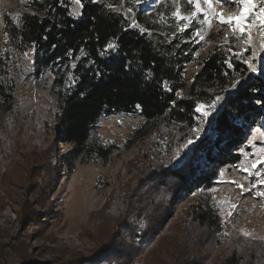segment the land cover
Masks as SVG:
<instances>
[{"label":"rangeland","instance_id":"1","mask_svg":"<svg viewBox=\"0 0 264 264\" xmlns=\"http://www.w3.org/2000/svg\"><path fill=\"white\" fill-rule=\"evenodd\" d=\"M25 1L0 0V80L13 90L14 98L11 112L0 116V264H222L233 252L240 264H248L250 258L254 264H264V239H260L264 197L256 196L264 191L260 184L264 112L260 119L245 123L246 130L231 148L240 162L216 169L217 179L208 188L190 191L188 186L213 167L194 151L198 145L210 144L209 158L217 154L211 144L216 138L212 127L221 101L214 109H204L209 111L206 117L197 112L196 131L181 133L158 126L133 140L134 131L143 130L141 119L102 117L96 133L117 147L111 158L105 164L96 159L75 162L70 170L64 164L70 148L60 140L50 83L45 73L33 75L30 51L17 52L6 42L5 19L24 11ZM76 8L70 2L69 14ZM215 8L214 17L216 13L226 19L237 15L231 0H221ZM117 9L110 10L120 12ZM123 15L130 25L136 22L127 11ZM206 25L200 54L215 44L213 39L236 38L230 27L215 18ZM252 35L259 48V33L254 30ZM240 47H246L242 40ZM243 54L255 71L246 64L249 74L237 86L252 75L264 77V52L254 58L250 49ZM198 68L190 65L188 75ZM253 162L255 169H251ZM186 167L194 170V177L186 182L167 178L168 172ZM244 167L253 174L240 170ZM237 184L250 191L241 194ZM223 199L237 205L232 217L221 211ZM204 204L219 215V231L191 220L195 206ZM241 229L251 236L241 235Z\"/></svg>","mask_w":264,"mask_h":264},{"label":"trees","instance_id":"2","mask_svg":"<svg viewBox=\"0 0 264 264\" xmlns=\"http://www.w3.org/2000/svg\"><path fill=\"white\" fill-rule=\"evenodd\" d=\"M69 3L70 0H26L24 11L5 19L4 34L10 48L33 54V75L38 78L45 73L50 83L49 91L58 109L60 140L70 148L64 161L70 170L75 162L96 159L105 164L111 158L117 147L102 141L96 133L102 117L141 119L143 130L134 131L132 140L158 126L191 132L197 104L209 105L217 96L221 104L212 127L216 138L211 143L217 154L209 158L210 144L198 145L194 151L205 156L213 167L201 172L188 188H208L217 179L216 169L240 162L231 148L246 130L245 123L260 119L264 112L263 75H252L246 83L231 87L249 74L246 64L227 50L231 47L233 52L238 51L241 41L231 37L226 44L225 40L213 39L215 44L200 54L203 40L195 34L200 31L205 36L207 25L201 16L181 30L186 21L172 16L177 6L173 0H126L124 8L132 6L133 14L128 15H134L139 25L135 30L123 10L115 12L107 7L111 4L120 8V0H104L102 4L86 0L77 18L69 14ZM178 6L186 15V0H180ZM140 28L146 31L142 34ZM110 39H115L117 48L101 56ZM192 64L199 68L188 75ZM164 81H168L171 91L162 86ZM176 92L181 96L177 97ZM12 94L13 90L0 80V116L11 112ZM137 105L141 107L137 109ZM192 177L194 170L188 167L167 173V178L175 181L186 182ZM191 220L210 231L221 228L219 215L209 204L195 206ZM222 264H240V259L233 252ZM248 264H254L252 258Z\"/></svg>","mask_w":264,"mask_h":264},{"label":"snow or ice","instance_id":"3","mask_svg":"<svg viewBox=\"0 0 264 264\" xmlns=\"http://www.w3.org/2000/svg\"><path fill=\"white\" fill-rule=\"evenodd\" d=\"M70 2L77 6L76 10L72 13L74 17H80L82 15L81 10L85 8L86 6V0H70ZM126 0H120V8L117 9V11H127L130 15L133 14V8L131 5L127 7V9L124 8ZM174 5H177L175 7V11L172 12V16L175 17L177 20H184L186 23L183 25L181 30H184L189 26V24L194 21L198 17H203V20L205 24L211 25L213 18H215L216 21H218L222 25H227L230 27L233 32L236 35L237 41H243V44L246 47H240L238 51L233 52L231 47H228V51L232 52V55L236 59H241L243 63L248 64L249 68H251L252 71H255V67L252 65L251 60L244 56V51L251 50L252 57H256L258 52H264V0H231V3H233L237 8V15L235 16H229L227 19L219 13L215 14V17L213 16V13L216 12L215 6L221 5V0H186L187 5L189 8L186 10L187 14L185 15L182 13L180 7L178 6L180 3V0H173ZM225 3L228 2V0H224ZM91 3L95 4L97 3V0H91ZM259 4V7L257 5ZM107 7L111 8L113 7L111 4L107 5ZM163 20V16L161 17ZM130 27H137L139 28V25L136 24L135 21L132 22ZM256 31L259 33V48H256L253 44V31ZM139 31L143 34L146 30L143 28H140ZM200 38V40L204 39V33L203 32H196L195 34ZM225 43H229L228 38L225 37ZM117 43L115 39H110L104 46V49L100 52L101 56H104L109 53V51H115L117 48ZM82 54L84 53V50L81 49ZM79 59V57H77ZM225 63L229 64V67H231V63L229 61H225ZM73 68L76 67L75 64L72 65ZM69 79L70 81L73 80L72 73H69ZM239 81L233 82L231 87H236V84H238ZM166 91H171L170 88H168V81H164L162 85ZM177 97L181 96L180 92H176ZM221 97L217 96L214 101L211 102L209 105L204 104H197L196 111L201 112L203 116H208L209 111L204 110L205 108L208 109H214L216 106V101H219ZM174 105V102H173ZM137 109H139L141 106L137 105ZM193 131H196L193 129ZM193 141L191 139L188 140V144H191ZM184 147H187V144L184 145ZM264 152V150H262ZM256 162H253L251 165V169H255ZM251 169L244 167L240 169L241 171L247 172L249 175H252ZM230 183H236L235 181H230ZM260 184L264 185V179L260 180ZM237 187L241 189V194H243L245 191H250V189L245 188L243 184H237ZM252 187H255V184L252 185ZM214 191V190H212ZM195 195V193H193ZM257 197H264V191H258L256 192ZM214 199V197H213ZM221 205V211H223L227 217H232L234 211L237 208V205L231 204L229 205V202L227 199H223L219 201ZM227 205L228 207L225 208L224 206ZM264 206V205H262ZM241 235L243 236H251V233L241 229ZM225 236L229 235V233L225 232ZM260 239H264V237H261Z\"/></svg>","mask_w":264,"mask_h":264}]
</instances>
